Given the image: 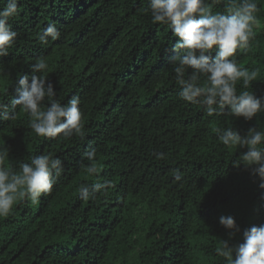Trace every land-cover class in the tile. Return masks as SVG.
<instances>
[{
    "label": "trees",
    "instance_id": "trees-1",
    "mask_svg": "<svg viewBox=\"0 0 264 264\" xmlns=\"http://www.w3.org/2000/svg\"><path fill=\"white\" fill-rule=\"evenodd\" d=\"M256 2V36L237 60L260 70L251 90L264 97V0ZM209 3L213 13L226 8L223 0ZM18 9L9 20L16 40L0 57V101L18 95L19 78L43 57L49 67L37 75L53 84L62 104L80 98L85 135L38 137L20 106L14 120L0 121L8 166L18 170L32 156L51 154L64 167L39 204L18 199L0 217V264H224L215 253L228 238L219 217L235 218L241 233L231 242L240 241L244 228L264 224V188L251 168L233 166L246 149L224 146L212 129L246 134L264 128V112L251 121L209 117L181 100L168 61L177 38L152 23L148 0H20ZM50 23L60 37L42 43ZM89 147L98 177L84 171ZM96 179L113 187L81 199L79 187Z\"/></svg>",
    "mask_w": 264,
    "mask_h": 264
},
{
    "label": "clouds",
    "instance_id": "clouds-1",
    "mask_svg": "<svg viewBox=\"0 0 264 264\" xmlns=\"http://www.w3.org/2000/svg\"><path fill=\"white\" fill-rule=\"evenodd\" d=\"M221 0H211L220 3ZM224 11L213 13L209 0H148L153 24L167 25L177 39L172 44L168 61L173 66L175 79L180 86L179 98L201 106L209 117L227 115L251 121L264 112V97L251 90L260 70L241 67L237 60L238 50L247 51L255 39L259 26L256 0H223ZM20 0H5L0 8V57L7 56L16 40L9 20L18 14ZM59 39L60 31L55 23L48 24L40 35V41ZM214 53V54H213ZM41 57L31 65L32 74L22 75L18 80L17 96L8 104L0 101V121L16 118L20 106L28 115L29 127L38 137L68 140L73 136L84 137L81 100L72 96L67 104L56 98L53 84L37 73L48 69ZM203 81V82H202ZM243 90H237V85ZM46 105V107H45ZM212 131L226 147L246 149L234 167L241 164L251 168L264 188V128L250 127L246 134L235 128L214 127ZM158 160L166 159V153H154ZM89 164L84 171L98 177L100 169L96 161V149L89 147L83 154ZM9 149L0 145V217L12 213L18 199L26 198L33 205L39 204L42 195L51 194L64 167L61 159L51 154L35 155L30 162H20L18 170L8 166ZM176 181L183 179L179 169L173 173ZM113 187L111 180L96 179L90 185H81L79 197L95 199L99 193ZM219 224L227 230V239L220 240L215 249L224 264H264V224L243 229L242 239L231 241L240 226L232 216L221 215Z\"/></svg>",
    "mask_w": 264,
    "mask_h": 264
}]
</instances>
